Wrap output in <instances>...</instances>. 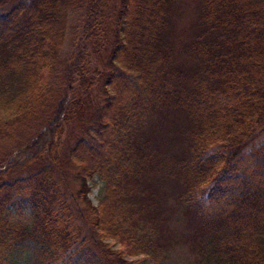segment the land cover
<instances>
[{
    "label": "trees",
    "instance_id": "trees-1",
    "mask_svg": "<svg viewBox=\"0 0 264 264\" xmlns=\"http://www.w3.org/2000/svg\"><path fill=\"white\" fill-rule=\"evenodd\" d=\"M177 242L264 264V0H0V264H167Z\"/></svg>",
    "mask_w": 264,
    "mask_h": 264
},
{
    "label": "rangeland",
    "instance_id": "rangeland-1",
    "mask_svg": "<svg viewBox=\"0 0 264 264\" xmlns=\"http://www.w3.org/2000/svg\"><path fill=\"white\" fill-rule=\"evenodd\" d=\"M194 11L195 7L192 5H189L182 13L181 17L178 20V26L180 29L185 28L194 18ZM82 44V37L80 35L79 39L77 40ZM75 41L72 42L74 44ZM71 44V42H68V46ZM73 49V47H72ZM71 47H67L66 51L70 53L72 51ZM46 121H51L50 124H47V128L45 130L46 134L45 136H42L41 134L39 136H36L35 141L43 142L45 139L50 137V133L53 131L55 125H59V120L61 118V108L59 106V103L54 108L53 112H50L48 114H45ZM44 118V119H45ZM48 132V133H47ZM34 134V132L32 131ZM9 146H13V143ZM14 151L11 149L9 152H7L8 155ZM90 188L91 192L89 194V200L91 201V205L94 207H97L99 205V201L102 198L103 194V184L98 180V178H94L93 181L90 182ZM71 187L74 192H77L79 190V183L77 182H71ZM106 243L112 247L113 250H121L119 243L114 242L112 240H107ZM142 256H137L133 258H129L130 261H140L142 260ZM194 262V256L191 254L189 248L182 244L177 242L170 253H168L167 257V264H193Z\"/></svg>",
    "mask_w": 264,
    "mask_h": 264
}]
</instances>
